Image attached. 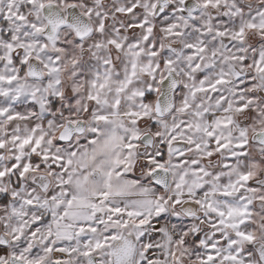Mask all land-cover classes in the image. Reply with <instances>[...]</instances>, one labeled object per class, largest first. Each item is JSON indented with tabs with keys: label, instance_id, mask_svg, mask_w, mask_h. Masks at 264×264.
I'll return each mask as SVG.
<instances>
[{
	"label": "snow or ice",
	"instance_id": "snow-or-ice-1",
	"mask_svg": "<svg viewBox=\"0 0 264 264\" xmlns=\"http://www.w3.org/2000/svg\"><path fill=\"white\" fill-rule=\"evenodd\" d=\"M0 264H264V0H0Z\"/></svg>",
	"mask_w": 264,
	"mask_h": 264
}]
</instances>
